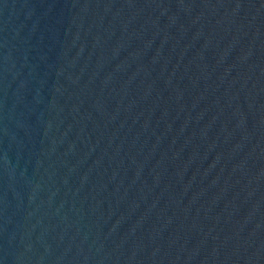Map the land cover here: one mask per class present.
<instances>
[{
    "label": "water",
    "instance_id": "obj_1",
    "mask_svg": "<svg viewBox=\"0 0 264 264\" xmlns=\"http://www.w3.org/2000/svg\"><path fill=\"white\" fill-rule=\"evenodd\" d=\"M0 264H264V0H0Z\"/></svg>",
    "mask_w": 264,
    "mask_h": 264
}]
</instances>
